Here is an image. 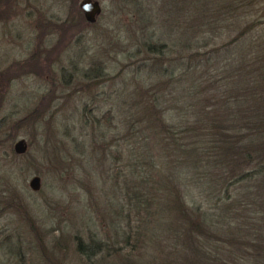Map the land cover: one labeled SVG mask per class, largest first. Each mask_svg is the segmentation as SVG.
I'll return each instance as SVG.
<instances>
[{
	"label": "trees",
	"instance_id": "1",
	"mask_svg": "<svg viewBox=\"0 0 264 264\" xmlns=\"http://www.w3.org/2000/svg\"><path fill=\"white\" fill-rule=\"evenodd\" d=\"M32 1L0 0V15L28 11L60 32L54 43L38 36L0 80L60 64L67 17L53 22ZM119 1L129 12L124 53L137 58L116 74L133 87L127 108L91 114L114 185L94 200L104 225L77 234L76 253L86 264H264V27L252 15L264 0H190L174 21L167 14L181 0Z\"/></svg>",
	"mask_w": 264,
	"mask_h": 264
},
{
	"label": "rangeland",
	"instance_id": "2",
	"mask_svg": "<svg viewBox=\"0 0 264 264\" xmlns=\"http://www.w3.org/2000/svg\"><path fill=\"white\" fill-rule=\"evenodd\" d=\"M97 1L100 14L95 22L87 23L78 7L80 0H33L51 21L59 23L67 17L60 33V64L52 63L46 70H12L0 80L2 264L8 260L10 264H31L40 257L46 264L49 258L50 262L86 264L74 249L75 236L85 237L87 228L104 225L94 200L106 202L109 198L106 192L114 185V163L96 149L101 148V140L92 130L90 118L108 107L113 111L124 109V105L127 108L122 101L133 83L126 80L125 87L116 73L121 64L137 57L129 60L123 49L124 43L129 44L124 30L125 25L129 28L128 7L119 0ZM171 5L167 14L171 21L184 17L191 6L190 0ZM262 5L252 11L262 23L257 27L260 32L264 27ZM164 10L167 7L161 6L160 15L166 14ZM28 15V11L18 17L0 15V21L7 19L0 23V71L12 60L34 52L40 43L38 36L42 41L56 40L59 30L51 28L48 33V25L34 23L37 19ZM116 38L118 46L114 45ZM127 47L134 50V46ZM66 53L68 62L64 61ZM92 67L95 70L85 71ZM81 100L85 105L79 114ZM93 106L99 109L93 108L91 113ZM20 138L26 149L15 154L12 147ZM34 175L39 178L37 191L27 186Z\"/></svg>",
	"mask_w": 264,
	"mask_h": 264
},
{
	"label": "water",
	"instance_id": "3",
	"mask_svg": "<svg viewBox=\"0 0 264 264\" xmlns=\"http://www.w3.org/2000/svg\"><path fill=\"white\" fill-rule=\"evenodd\" d=\"M78 7L83 15L84 20L87 23L95 22L97 16L100 14L101 6L97 0H80ZM13 152L15 154H22L26 149V144L24 139L20 138L13 144ZM27 186L32 191H37L39 188V178L38 176H32L28 182Z\"/></svg>",
	"mask_w": 264,
	"mask_h": 264
}]
</instances>
